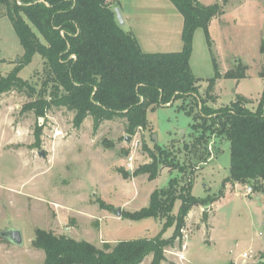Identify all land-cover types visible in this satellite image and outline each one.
I'll return each mask as SVG.
<instances>
[{
	"label": "rangeland",
	"instance_id": "rangeland-1",
	"mask_svg": "<svg viewBox=\"0 0 264 264\" xmlns=\"http://www.w3.org/2000/svg\"><path fill=\"white\" fill-rule=\"evenodd\" d=\"M200 1L218 3L224 11L209 24V46L202 29L193 35L190 69L199 80L200 95L214 75L213 60L220 75L240 65L245 77L218 79L215 102L209 106L217 109L243 97L246 108L254 111L264 83L259 77L264 70V0ZM166 3L167 7L155 0H120L113 7L122 19L120 27L134 32L144 53L176 50L180 36L176 38L172 14H180ZM127 7L136 10L133 27L124 24ZM155 19L161 20L160 26ZM148 32L152 40L146 39ZM22 54L9 20L0 14V77L19 63ZM42 69L41 58L34 55L18 76L39 89ZM32 100L18 91L0 94V233L18 230L23 241L16 246L0 238V264H42L44 253L31 247L36 229L85 241L98 249L158 235L169 239L173 227L163 231V220H130L113 212L147 208L154 190L167 188L174 178L178 185L186 184L189 177L190 195L216 200L191 209L160 264H264V191L255 193L250 185L222 184L229 172V142L211 134L208 158L200 164L192 160L184 175L160 168L157 177L148 181L146 174L135 172L151 162L147 150L154 151L153 145L170 148L173 144L178 161L187 158L186 152L177 149L195 136L190 129L193 119L180 109L181 101L149 110L148 128L130 135L123 119L103 122L93 130L88 117L75 128L74 114L65 108L52 107L38 119L31 111L22 112ZM37 126L41 128L39 138L35 136ZM261 184L264 190V179ZM179 205L177 201L173 216ZM249 250L251 259L241 261L240 255ZM151 260L147 256L140 264H151Z\"/></svg>",
	"mask_w": 264,
	"mask_h": 264
},
{
	"label": "trees",
	"instance_id": "trees-1",
	"mask_svg": "<svg viewBox=\"0 0 264 264\" xmlns=\"http://www.w3.org/2000/svg\"><path fill=\"white\" fill-rule=\"evenodd\" d=\"M168 1L182 17V49L175 53H143L133 34L118 24L108 0H0V14L9 20L23 50L19 63L0 77V94L25 93L33 100L22 112L31 111L38 119L52 107L65 108L73 112L75 128L88 117L93 130L103 122L123 119L130 135L148 128L149 110L181 101L180 109L193 119L190 129L195 136L190 144L183 143L177 149L186 152L187 158L180 163L173 144L170 148L153 145L154 151L147 150L151 162L135 172L146 174L148 181L157 177L160 168L176 169L184 175L192 160L196 164L206 161L209 136L213 134L229 142V172L222 184L250 185L255 193L263 192L264 83L254 111L246 108L243 97L217 109L209 106L215 102L218 79L245 77V68L240 65L220 75L213 60L214 75L200 95L199 80L190 69L193 35L202 29L210 45L209 24L223 14L222 5ZM34 55L41 58L43 66L39 89L18 76ZM259 77L264 81V70ZM39 128L35 132L38 138ZM190 190V177L183 185L174 178L167 188L150 194L147 208L121 213L130 220H163V231L173 227L169 239L158 235L149 240L120 241L114 246L104 244L98 249L85 241L36 229L31 247L44 253L42 264H140L147 256H152L151 264H160L164 250L179 237L191 209L216 200L195 198ZM218 195L221 197L222 191ZM177 201L180 205L173 216Z\"/></svg>",
	"mask_w": 264,
	"mask_h": 264
},
{
	"label": "crops",
	"instance_id": "crops-1",
	"mask_svg": "<svg viewBox=\"0 0 264 264\" xmlns=\"http://www.w3.org/2000/svg\"><path fill=\"white\" fill-rule=\"evenodd\" d=\"M113 4H111V6H112V8L114 7H116V6H118L117 4L120 2V0H113ZM155 2H158L159 3V5H163L164 7H167V3H166V0H155ZM199 2L200 3H202L200 0H199ZM203 4V3H202ZM203 5H205V4H203ZM117 9V8H116ZM176 10V9H175ZM177 13H178V11H176ZM224 12V11H223ZM179 14V13H178ZM224 14V13H223ZM222 14V15H223ZM221 15V16H222ZM135 16H136V10L135 9H132V8H130V7H127L126 8V10H125V18L123 19L124 20V24H126V23H128V25L129 26H131V27H133L132 25H133V23L135 22ZM179 16V17H178ZM220 16V17H221ZM172 17H173V22H174V24H175V29H176V38H177V36H180L179 38V42L177 43V41H176V44H174V49H176V50H174L175 52H180L181 51V49H182V42H181V29H182V17H181V15H173L172 14ZM154 18V17H153ZM153 18H150V20H152ZM217 18V17H216ZM216 18H214V19H216ZM213 20V19H212ZM153 21H155V22H157V25L158 26H160V19L158 20V19H155V20H153ZM211 23V22H210ZM155 26H156V24H155ZM131 27H130V29H131ZM177 31H178V33H177ZM132 34H133V36L135 37V34H134V32H132V31H130ZM149 33L150 32H148L146 35H145V37H146V39L147 40H152L151 39V37H150V35H149ZM135 39H136V41H137V38L135 37ZM177 40V39H176ZM147 42V41H146ZM137 43H138V46L140 47V50L143 52V50H142V48H141V46L142 45H140L139 44V42L137 41ZM175 52H169V53H175ZM144 53V52H143ZM189 64H190V62H189ZM214 94H215V92H214ZM190 213V212H189Z\"/></svg>",
	"mask_w": 264,
	"mask_h": 264
},
{
	"label": "water",
	"instance_id": "water-1",
	"mask_svg": "<svg viewBox=\"0 0 264 264\" xmlns=\"http://www.w3.org/2000/svg\"><path fill=\"white\" fill-rule=\"evenodd\" d=\"M114 12H115L118 24L120 26L123 25V22H122V19L120 17L118 9H115ZM127 138L128 137H126V140H128ZM38 155L40 157H43L44 153L42 151H40L38 153ZM113 213L116 217H119V218L121 217V210L120 209H117ZM0 238L2 239V241L11 243V244L16 245V246H21L23 243L21 232L18 230L11 229V230L3 231L0 233ZM262 262L264 263V260Z\"/></svg>",
	"mask_w": 264,
	"mask_h": 264
},
{
	"label": "built area",
	"instance_id": "built-area-1",
	"mask_svg": "<svg viewBox=\"0 0 264 264\" xmlns=\"http://www.w3.org/2000/svg\"><path fill=\"white\" fill-rule=\"evenodd\" d=\"M131 160V159H130ZM247 193L249 194L250 193V189H247ZM252 257V252L249 250V251H246V252H243L241 255H240V259L241 261L245 262L246 260H249L251 259Z\"/></svg>",
	"mask_w": 264,
	"mask_h": 264
}]
</instances>
